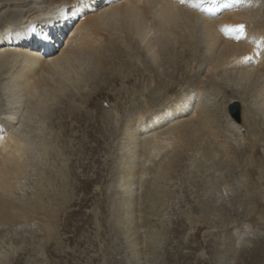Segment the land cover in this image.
I'll return each mask as SVG.
<instances>
[{
	"label": "bare ground",
	"instance_id": "bare-ground-1",
	"mask_svg": "<svg viewBox=\"0 0 264 264\" xmlns=\"http://www.w3.org/2000/svg\"><path fill=\"white\" fill-rule=\"evenodd\" d=\"M86 11L92 15L57 48ZM238 24L246 25L240 39L233 31ZM118 83L131 87L119 92L130 104L123 114L104 89ZM236 101L240 124L232 113ZM0 102V241L17 227L39 248L59 240L73 196L70 159L62 157L72 150L60 147L56 126L62 136L83 128L87 139L96 127L116 141V190L109 192L116 234L134 238L147 222L137 224L134 212L164 207L172 193L167 183L185 160L213 200L191 206L201 215L194 224L226 227L238 217L234 209H242L253 228L259 225L253 215L264 216V0H0ZM138 240L130 244L133 257ZM156 243H142L148 264ZM231 247L218 249L221 259L232 255ZM4 249L0 264H9ZM249 251V262L238 264L260 259L259 247Z\"/></svg>",
	"mask_w": 264,
	"mask_h": 264
},
{
	"label": "rangeland",
	"instance_id": "rangeland-1",
	"mask_svg": "<svg viewBox=\"0 0 264 264\" xmlns=\"http://www.w3.org/2000/svg\"><path fill=\"white\" fill-rule=\"evenodd\" d=\"M62 8L63 6L59 7V9ZM89 15L92 14L86 11L81 19L76 18L72 20L62 37L61 43L56 47H63L71 37L70 35L73 33V30L76 29L75 27ZM32 16L34 15H27L25 21L32 22ZM184 72L187 79H191V76L194 74L189 68L185 69ZM180 73L182 72H179V74ZM131 80V83H134L135 79L131 78ZM113 86L104 88L105 92L112 97L111 104L114 105V107L116 106L117 112L123 114L130 104H127L126 100L124 101L123 98H118L123 96L119 94V92L124 93L125 90L131 92V87L128 84L122 83L113 84ZM212 103L213 101L211 100L208 102V105ZM220 103V107L223 109L225 104L222 103V101ZM235 103L238 104L239 116L237 119L238 121L236 118L234 120L237 124H240V109L242 103L240 101H236ZM235 103L233 104L235 105ZM98 104L99 107L102 108L101 103L99 102ZM1 105L2 103L0 102V109L2 108ZM232 105L226 106L228 111H231L230 107ZM82 110V112H84V109ZM233 112L234 108L232 110V113ZM91 113H94V110H92ZM186 117L187 116L184 118L186 119ZM116 119L117 118H115L113 122H115ZM71 124L76 125L75 121H71ZM95 128L91 130L90 128L87 129L91 131L89 139L86 138L87 136L84 134L83 128L79 130L78 128L74 130L69 129L68 134H63V136L61 134L63 128H59L58 126L54 128L53 133L55 135L60 134L59 141L60 139L62 141L60 147L64 146L65 148H69L71 146L72 150L71 155L65 153L67 156L65 155L62 157V159H66L67 157L70 159L71 174L69 176V183L73 195L70 205L68 204L70 208L61 216V227L58 231L59 240L57 242L45 244L42 248L37 247V243L33 242L34 240L29 235L22 234V227L8 230V234L4 235L0 241V250H3L4 247L6 250L8 249V254L10 253L9 264H146L147 258L144 256L145 252L142 244L145 240L146 242H157L156 245L159 247L155 253V255H159L158 257H156L157 255L152 256V264H219L221 254H218V249L226 252L228 248L231 247L228 246L230 241L234 242L236 247H233L235 249L231 247L232 255L230 256V254H227L223 256V259H221L222 262H226L227 264L228 262H230V264H238L243 258L246 260L248 259L247 256L251 254L249 253L251 248L259 247L262 251L261 257L259 260L252 261L251 264H264V216L260 215V213L253 215L254 219L256 218L255 220L260 225H256L257 227L255 226L253 228L246 227V219L242 216L245 215L246 211L242 212L244 211L242 209H237L238 211L234 209L238 217H233L226 227L219 226L212 230L210 226H206L202 222H197L198 224L193 223L194 221L201 220V215L191 208L197 206V204L204 201V199L209 200V203L213 200L208 198L210 195L209 191L204 190L203 185H201L202 180H200L198 174H196V169L191 168V164L188 160L182 163L183 166L182 169H180L181 171H178L177 174H173L174 178H172L170 183H167L172 193L164 207L153 205L154 213L147 211L143 214L139 213L137 210L134 212L133 215L138 216H133L137 224H139L141 219H144L145 222L147 220L144 224L145 227H136L135 231L137 234L134 238L130 237L129 234L127 236L125 234L114 233L112 230L114 216L111 212L113 210L111 207L114 203V199L113 194L109 192L113 193L116 190V185L112 182L111 176L113 174L112 172L115 171L114 167H116V165L113 164L115 159V150L113 149H115L117 143L113 140V137L109 138L108 132H100V128ZM96 143H98V146ZM82 145L86 146V148L84 147L86 151H84ZM189 174H191V177ZM33 182L34 177L32 176L29 183H26L27 185L24 190L25 192L27 191V199L32 197ZM108 182L112 183V186H110ZM106 186L108 189H106ZM109 186L111 188H109ZM138 187V190L135 189L138 192L137 195H140L139 192L141 191H139ZM110 195H112V198ZM230 199H232L231 196ZM147 203L146 208L151 205L149 202ZM225 203H228V199L223 200V205L226 207ZM248 207L249 206H246V210H248ZM226 208H228L226 210L230 209L229 206ZM136 212L138 214H136ZM229 214L232 216L233 213ZM212 219L214 221L216 220V218H211V220ZM148 223L149 226L147 225ZM30 225L34 226V224ZM261 225L263 227H261ZM32 228L34 229L35 226ZM228 233H234L232 235L233 239L228 236ZM134 239H139V245L135 248L136 252H138L137 256L134 252L136 258L131 255L132 252L130 247ZM224 243H226L225 246L222 245ZM239 247L241 250L239 249L237 252ZM244 249H246L245 252ZM235 252L241 254H237V256ZM155 260L157 261L156 263L154 262ZM247 261L249 262V259Z\"/></svg>",
	"mask_w": 264,
	"mask_h": 264
},
{
	"label": "snow or ice",
	"instance_id": "snow-or-ice-1",
	"mask_svg": "<svg viewBox=\"0 0 264 264\" xmlns=\"http://www.w3.org/2000/svg\"><path fill=\"white\" fill-rule=\"evenodd\" d=\"M233 31L239 33V35L236 38L240 39L241 37H243L245 35L246 25H244V24L235 25L233 28ZM256 54L260 55V53H256Z\"/></svg>",
	"mask_w": 264,
	"mask_h": 264
},
{
	"label": "water",
	"instance_id": "water-1",
	"mask_svg": "<svg viewBox=\"0 0 264 264\" xmlns=\"http://www.w3.org/2000/svg\"><path fill=\"white\" fill-rule=\"evenodd\" d=\"M234 107H236V106H234ZM235 113H237V112L235 111Z\"/></svg>",
	"mask_w": 264,
	"mask_h": 264
}]
</instances>
